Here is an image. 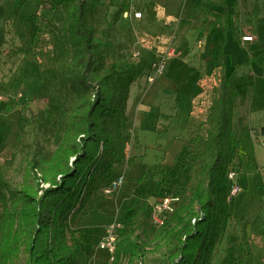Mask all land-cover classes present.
Instances as JSON below:
<instances>
[{"label":"rangeland","instance_id":"1","mask_svg":"<svg viewBox=\"0 0 264 264\" xmlns=\"http://www.w3.org/2000/svg\"><path fill=\"white\" fill-rule=\"evenodd\" d=\"M7 2L13 14L6 20L8 28L0 45L5 81L0 89L8 98L0 109V170L18 186L27 159L37 153L48 157L56 148L48 111L65 100L71 102L74 95L59 79L53 34L45 20L52 14L35 10L33 0ZM220 3L223 5L222 0H104L99 7L94 25L98 39L110 42L109 62L144 60L151 70L167 52L173 50L175 57L155 83L145 76L134 85L138 88L129 113V157L136 162L132 167L126 162L119 166L107 181L112 192L98 191L92 199L94 209L86 206V214L72 225L82 243L80 264H110L117 258L125 264L119 248L130 233L131 239L139 236L146 246L144 264H168L169 248L155 240L162 225L156 223L153 213L162 199L179 197L180 202L174 204L177 210L190 197L198 156L187 144L202 132L204 115L195 111L207 99L201 81L209 84L219 80L221 73L229 75L238 90L235 133L238 135L239 125L246 132L235 161L238 192L232 195L229 209L233 217L241 215L230 221L228 233L215 249L213 264H238L245 227L252 240L254 264H264V0H260L263 12L259 17L252 13L256 0H243L240 9L231 14L226 44L221 29L198 36L191 32L188 19L196 7L206 4L213 19L222 24L223 16L216 8ZM121 9L126 12L118 14ZM248 35L254 41L244 43ZM223 52L230 54L228 59L224 60ZM169 72L180 79L174 78L172 86L161 81ZM43 125L50 126L45 130ZM172 214L164 215L165 221ZM114 221L121 229L118 252L111 261L100 243ZM23 263L24 259L17 262Z\"/></svg>","mask_w":264,"mask_h":264},{"label":"trees","instance_id":"2","mask_svg":"<svg viewBox=\"0 0 264 264\" xmlns=\"http://www.w3.org/2000/svg\"><path fill=\"white\" fill-rule=\"evenodd\" d=\"M33 1L35 10L52 14L45 20L53 34L59 79L74 97L48 111L57 144L50 156H30L18 186L0 170V264H17L21 259L23 264H80L82 243L72 225L86 214V206L94 209L93 197L107 188L119 166L126 162L132 167L136 162L129 157L128 105L132 88L147 76L149 66L144 60L108 61L110 42L98 39L94 25L104 0ZM223 11L226 16L225 1ZM125 12L121 9L118 14ZM253 14L261 15L258 3ZM188 19L195 33L219 30L206 4L196 7ZM204 83L202 79L206 103L195 110L204 115L202 132L187 144L198 156L196 182L189 199L155 233V240L169 248L168 264H213L230 221L241 215L230 214L234 183L228 178L246 132L239 125L236 135L233 125L238 90L223 73L219 80ZM131 234L122 240L119 256H125V264H144L146 246ZM240 248L238 264H254L246 227Z\"/></svg>","mask_w":264,"mask_h":264},{"label":"built area","instance_id":"3","mask_svg":"<svg viewBox=\"0 0 264 264\" xmlns=\"http://www.w3.org/2000/svg\"><path fill=\"white\" fill-rule=\"evenodd\" d=\"M137 17H141V13L136 14ZM244 43H251L254 41V37L251 35L245 36L243 38ZM175 57V52L173 50L167 52L166 56L161 58L160 61L152 66V69L147 71V78L149 83H155L158 78L163 76L167 69V63L172 60ZM8 101L7 95L3 93L2 90H0V109L4 108L6 106ZM228 178L234 183L236 178V173L234 170H230L228 174ZM122 181V179H121ZM116 186V183H114ZM112 184H110L105 190V194H110L112 192ZM238 192V188H236V185L234 183V188L232 190V195L236 194ZM180 202L179 197H171V198H165L160 201V204L158 207L154 210V219L157 224L163 225L165 221L164 215L172 214L176 210V206L174 204H177ZM195 222V221H194ZM121 229V224L118 221H114L111 223L105 232V237L100 243V247L102 250L106 251L109 256H111V261L115 260L116 252H117V245L119 241L118 233Z\"/></svg>","mask_w":264,"mask_h":264},{"label":"crops","instance_id":"4","mask_svg":"<svg viewBox=\"0 0 264 264\" xmlns=\"http://www.w3.org/2000/svg\"><path fill=\"white\" fill-rule=\"evenodd\" d=\"M180 1V0H179ZM225 1V4H226V6H227V12H226V16H224L223 15V8H222V10H220L221 9V7L223 6L221 3V5L220 6H217L216 8H217V10H218V12H220L221 14H222V16H223V22H222V24H220V23H218L216 20V22L218 23V25H219V30L221 29V31H223V28H225V32L226 33H224V31H223V34H226V36H225V41H224V44H226V43H228V40H229V31H230V25H231V23H230V18H231V14H233V12H237L239 9H240V6H242L241 4H244L243 3V0H222V3ZM258 3V5H259V7L261 8V5H260V0H256V3H255V5ZM8 2H7V0H0V45H1V42L3 41V38H4V32L5 31H7V28H8V26H7V22H6V20L7 19H9L10 18V16L13 14L12 12H11V10L9 9V7H8ZM255 5H254V7H255ZM254 9V8H253ZM261 10H262V8H261ZM263 12V11H262ZM261 12V13H262ZM252 13H253V10H252ZM255 16V15H254ZM190 24H191V22H190ZM218 31V30H217ZM191 32L193 33V34H195V35H198V36H203V37H205V36H209V35H205V34H198V33H195L193 30H191ZM214 33V32H213ZM211 35V34H210ZM226 46V45H225ZM224 47V46H223ZM222 47V48H223ZM226 56L224 57V60H226V58L227 57H229L228 55H230L228 52H223ZM228 59V58H227ZM172 61V60H171ZM1 67H2V61H1V58H0V88L1 87H3L4 86V84H3V81L4 80H2L3 79V74H2V72H1ZM222 69H227V66H226V64L224 63V67L222 68ZM224 71V70H223ZM226 76V75H225ZM226 77H229V75L228 76H226ZM174 78H176V79H178V80H180L179 79V77H175V75L172 73V72H169V74H167V76H165L164 78H161V81L163 82H165V85L166 86H172L173 85V80H174ZM200 79H197V81H199ZM5 82V81H4ZM202 85V84H201ZM151 86V85H150ZM136 88H138V87H136L135 86V88L133 87L132 88V92H131V97H130V100H129V113H130V107H131V105H132V101H133V94H134V91L136 90ZM0 90H2V89H0ZM150 90V89H149ZM152 90V89H151ZM236 110V109H235ZM5 120V119H4ZM3 120V121H4ZM6 121V120H5ZM3 125V124H2Z\"/></svg>","mask_w":264,"mask_h":264}]
</instances>
